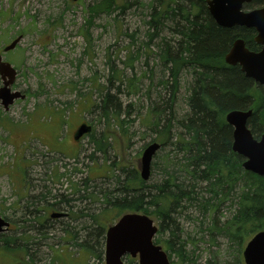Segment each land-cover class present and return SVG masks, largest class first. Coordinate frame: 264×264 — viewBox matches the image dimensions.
I'll return each instance as SVG.
<instances>
[{
  "label": "rangeland",
  "instance_id": "obj_1",
  "mask_svg": "<svg viewBox=\"0 0 264 264\" xmlns=\"http://www.w3.org/2000/svg\"><path fill=\"white\" fill-rule=\"evenodd\" d=\"M147 1L115 0L106 9L99 5L102 0H0V56L16 70L10 91L23 95L7 109L0 104V216L11 224L0 235V264H104V249L99 259L76 245L85 239L93 242L88 216L73 218L77 208L52 206L61 194L71 195L69 181L59 173L77 166L80 172L71 175L73 182L83 186L82 180L89 178L88 186L93 182L96 189L120 188L114 179L130 176L124 169L137 170L144 147L162 143L169 134L152 160L146 183L163 179L166 157L174 152L176 127L171 125L174 121L167 123L165 138L157 136L149 107L167 98L179 118L188 111V92L182 69H175L177 84L171 91L169 73L157 62L160 39L151 29L155 35L147 33ZM17 36L14 49L2 52ZM162 80L167 81L166 89L158 86ZM116 86L121 92L116 93ZM108 91L112 98L102 110L101 98ZM81 122L91 124L95 141L103 137L101 148L95 149L90 135L74 143L71 135ZM162 126L160 121L158 128ZM235 192L213 215L196 206L178 215L176 242L186 244L189 258L183 264H244L241 250L249 238L239 259L237 244L218 229L233 210ZM75 203L88 212L97 209L88 200ZM65 210L68 217H49L52 211ZM168 236L165 231L163 238ZM3 237L12 238L13 249L2 247Z\"/></svg>",
  "mask_w": 264,
  "mask_h": 264
},
{
  "label": "trees",
  "instance_id": "obj_2",
  "mask_svg": "<svg viewBox=\"0 0 264 264\" xmlns=\"http://www.w3.org/2000/svg\"><path fill=\"white\" fill-rule=\"evenodd\" d=\"M102 1L97 4L106 9L115 3V0ZM147 2L151 5L150 19L146 21L147 33L154 34L151 33L153 30L160 39L156 43L157 62L169 73L167 80L172 81L171 91L177 84L175 69H182L188 92V111L179 118H175L173 105L167 98H162L160 106L149 107L154 116L150 125L157 128V136L165 138L167 123L174 121L171 125L176 127V137L171 142L174 152L173 156L166 157L162 167L163 179L147 184L137 170L124 169L130 176L114 179V184L121 185L120 188L96 189L93 182L92 187L88 186L89 178L82 180L83 186L79 185L80 181L73 182L71 175L80 172L77 166H73L71 170L58 174L59 178L66 177L69 181L67 190L70 197L61 194L60 202L52 203V206L59 209L68 206L71 210L77 208L72 211L73 218L88 216L94 228L93 242L85 239L76 245L80 249H88L91 256L99 259L104 249L105 230L117 217L127 211L154 217L159 221L154 243L162 246L171 264H183L189 258L186 244L176 242V232L180 229L178 215L188 206H196L203 213L213 215L236 190L233 210L218 229L230 242L237 244L239 258L243 242L255 232L264 230V175L258 176L242 168L243 158L231 149L232 128L225 122L224 116L231 109L252 108L248 126L255 137L264 133V88L245 77L238 66L226 65L223 56L236 37L243 38L248 48L257 50L258 46L252 39L254 32L245 27L217 25L206 9L205 0ZM263 3L264 0H258L255 6ZM163 32L165 35H162ZM159 85L166 89L167 81L162 80ZM114 89L116 93L120 91L119 86ZM111 94L108 91L102 96L100 109L107 108L105 102L112 98ZM147 98L152 100L149 96ZM160 121L163 122L162 129L158 128ZM89 135L91 141L97 144L95 149L98 146L101 148L103 137L101 142H97L93 133ZM168 138L169 134L160 143L161 148L167 144ZM102 150L104 152L103 147ZM176 154L182 155L177 158ZM88 157L92 161L94 154ZM86 200L96 205L97 209L88 212L85 207H77L79 204L75 202ZM71 202L73 205H69ZM65 212L70 215L69 211ZM33 219L39 220L38 215ZM165 231L169 233L167 238H163ZM66 234L71 240L75 238L74 233L66 231ZM87 235L90 238L91 232ZM11 240L10 237H3L2 247L13 249L9 246ZM125 260V264H137L133 258Z\"/></svg>",
  "mask_w": 264,
  "mask_h": 264
},
{
  "label": "water",
  "instance_id": "obj_3",
  "mask_svg": "<svg viewBox=\"0 0 264 264\" xmlns=\"http://www.w3.org/2000/svg\"><path fill=\"white\" fill-rule=\"evenodd\" d=\"M254 0H205L206 8L214 22L232 28L241 26L255 31L253 40L261 46L258 51H251L245 46L241 37L233 40L231 47L224 55V61L231 65H239L247 78L264 86V6L243 11L244 3ZM19 38L14 39L4 48L13 49ZM0 100L5 109L15 98L22 97L19 92H10L9 85L15 78V70L8 62L0 58ZM252 109H231L225 114V121L232 127L231 149L243 157L242 168L258 176L264 175V133L255 138L248 127V119ZM91 127L81 124L74 138L90 132ZM160 145L156 142L148 144L141 153L138 163L140 177L147 180L150 175V163ZM63 212H54L50 217H61ZM9 222L0 217V233ZM157 227L146 214L125 213L109 225L105 232L104 263L123 264V257L130 255L137 258L138 264H170L162 247L153 242ZM242 257L244 264H264V230L256 232L245 244Z\"/></svg>",
  "mask_w": 264,
  "mask_h": 264
},
{
  "label": "flooded vegetation",
  "instance_id": "obj_4",
  "mask_svg": "<svg viewBox=\"0 0 264 264\" xmlns=\"http://www.w3.org/2000/svg\"><path fill=\"white\" fill-rule=\"evenodd\" d=\"M81 123H82V122H81ZM77 127H78V126H76V127L74 128V131L72 132V135H71V139L74 141V143L79 144L80 141H81V139L84 138L85 135H83V136L80 137L79 139H74V133H75ZM9 226H10V224H9Z\"/></svg>",
  "mask_w": 264,
  "mask_h": 264
}]
</instances>
